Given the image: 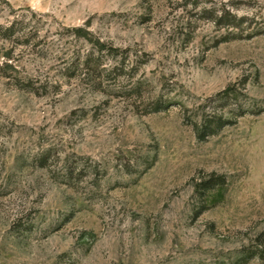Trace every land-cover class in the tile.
I'll list each match as a JSON object with an SVG mask.
<instances>
[{
  "label": "rangeland",
  "instance_id": "rangeland-1",
  "mask_svg": "<svg viewBox=\"0 0 264 264\" xmlns=\"http://www.w3.org/2000/svg\"><path fill=\"white\" fill-rule=\"evenodd\" d=\"M230 1L0 0V264H264V35L201 15ZM75 27L125 69L71 75Z\"/></svg>",
  "mask_w": 264,
  "mask_h": 264
},
{
  "label": "trees",
  "instance_id": "trees-1",
  "mask_svg": "<svg viewBox=\"0 0 264 264\" xmlns=\"http://www.w3.org/2000/svg\"><path fill=\"white\" fill-rule=\"evenodd\" d=\"M232 0L222 7L205 8L201 15H205L206 19L211 20L216 26L228 30L225 41L238 39H252L257 36L264 35V0ZM243 5H248L245 8ZM246 10H243L242 8ZM90 26V25H87ZM74 36L79 40L82 39L90 44V48L86 50L68 49L65 54L67 71L71 75H92L99 78V84H104L108 80L104 78L103 72H107L108 58H123L126 63L127 57L122 55V51L118 47L107 44L101 38L85 27H75L72 29ZM68 56V57H67ZM67 57V58H66ZM107 57V60H106ZM126 65H115L112 71H108V75L115 70H123ZM165 101H155L153 106L156 110L165 106Z\"/></svg>",
  "mask_w": 264,
  "mask_h": 264
}]
</instances>
